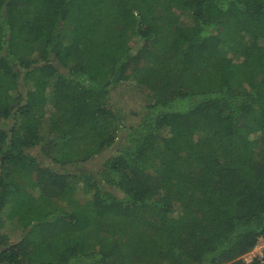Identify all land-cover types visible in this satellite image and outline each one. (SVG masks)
<instances>
[{"label":"trees","instance_id":"16d2710c","mask_svg":"<svg viewBox=\"0 0 264 264\" xmlns=\"http://www.w3.org/2000/svg\"><path fill=\"white\" fill-rule=\"evenodd\" d=\"M261 237L264 0H0V264H264Z\"/></svg>","mask_w":264,"mask_h":264},{"label":"rangeland","instance_id":"374dc122","mask_svg":"<svg viewBox=\"0 0 264 264\" xmlns=\"http://www.w3.org/2000/svg\"><path fill=\"white\" fill-rule=\"evenodd\" d=\"M143 94L139 93L136 85L133 82L127 84H121L116 88L112 98V108L115 111H119L124 118L123 124L125 127L135 125L139 122L141 116V108L144 105ZM121 138L124 134L120 135ZM104 155H98L91 159L88 163H85L83 168L85 170H94L97 172V168L103 160ZM82 165H68L66 168L72 172H78ZM259 255L258 251L253 249L248 254L244 255L247 261L252 260L255 256Z\"/></svg>","mask_w":264,"mask_h":264},{"label":"built area","instance_id":"2783aa9c","mask_svg":"<svg viewBox=\"0 0 264 264\" xmlns=\"http://www.w3.org/2000/svg\"><path fill=\"white\" fill-rule=\"evenodd\" d=\"M256 250L258 251V254L257 255L258 257H261L263 256V253H264V237H261L257 243V245L255 246ZM254 248V249H255Z\"/></svg>","mask_w":264,"mask_h":264}]
</instances>
